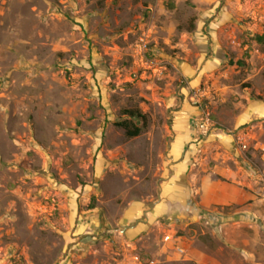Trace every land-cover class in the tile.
<instances>
[{"label": "rangeland", "instance_id": "374dc122", "mask_svg": "<svg viewBox=\"0 0 264 264\" xmlns=\"http://www.w3.org/2000/svg\"><path fill=\"white\" fill-rule=\"evenodd\" d=\"M254 35L264 0H0V264H264ZM129 211L151 223L131 256Z\"/></svg>", "mask_w": 264, "mask_h": 264}, {"label": "crops", "instance_id": "0c3cea01", "mask_svg": "<svg viewBox=\"0 0 264 264\" xmlns=\"http://www.w3.org/2000/svg\"><path fill=\"white\" fill-rule=\"evenodd\" d=\"M179 141H175L172 145V152H173V159H175L177 156L181 155L182 152V147L184 146L185 143V138L182 137L180 139H178ZM178 142V146L176 150L174 149V144ZM178 163V162H177ZM175 163V167L173 169V176H171L172 178L169 179L164 187V191H163V196H167L169 194V197L171 199H173V194H180L181 191H183L181 188V184L180 183H185V178H186V170H187V165L183 164V163H179L177 164ZM170 171V170H167ZM174 194V195H175ZM169 206L166 205L164 200H161L158 204H156L154 206V208L150 211L149 213V219L148 220H152L154 218L157 217V215H159L160 213L164 212L166 208H168ZM137 214L133 213L131 211H129L121 220H120V224L122 226V237L120 238L122 245L125 244L123 246V250H127V254L128 255H133V251L132 248H137V244L139 241L142 240L143 238V233L146 230L147 227H149L151 223L149 222H139L135 225H129V222H131L134 218H136ZM122 221V222H121ZM151 222V221H150ZM153 224V222H152ZM131 248V249H130ZM140 248V247H139Z\"/></svg>", "mask_w": 264, "mask_h": 264}, {"label": "trees", "instance_id": "16d2710c", "mask_svg": "<svg viewBox=\"0 0 264 264\" xmlns=\"http://www.w3.org/2000/svg\"><path fill=\"white\" fill-rule=\"evenodd\" d=\"M254 39L258 42H263L264 36L254 35ZM237 62L240 63L241 61ZM122 114L125 115V118L115 124L124 130V134L127 138L137 136L146 125L145 114L137 108L124 109Z\"/></svg>", "mask_w": 264, "mask_h": 264}, {"label": "built area", "instance_id": "2783aa9c", "mask_svg": "<svg viewBox=\"0 0 264 264\" xmlns=\"http://www.w3.org/2000/svg\"><path fill=\"white\" fill-rule=\"evenodd\" d=\"M144 48H145V43H144L143 40H141V41H139V42L136 44V46H135V51H136L137 53H139V54H142V52L144 51ZM196 96H198V93H197V92H194L192 98H196ZM205 120L208 122V117H206ZM201 126H203V123H202ZM170 239H172V237H169V236H166V237H165V240H166V241H168V240H170ZM175 248H176V250H177L178 252H183V251H184L183 248L180 247L179 245H175ZM136 259H137V258H136ZM150 263L152 264L153 261H150Z\"/></svg>", "mask_w": 264, "mask_h": 264}, {"label": "bare ground", "instance_id": "6f19581e", "mask_svg": "<svg viewBox=\"0 0 264 264\" xmlns=\"http://www.w3.org/2000/svg\"><path fill=\"white\" fill-rule=\"evenodd\" d=\"M178 139H180V138H178ZM178 139H177V141H179ZM177 146H178V142H176V143L174 144V149H173V150H176V149H177Z\"/></svg>", "mask_w": 264, "mask_h": 264}]
</instances>
